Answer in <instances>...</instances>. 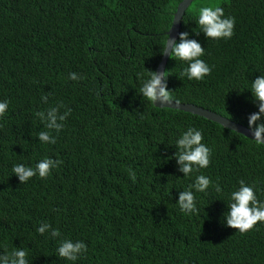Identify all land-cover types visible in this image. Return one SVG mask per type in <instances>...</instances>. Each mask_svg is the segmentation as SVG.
<instances>
[{
	"label": "trees",
	"instance_id": "trees-1",
	"mask_svg": "<svg viewBox=\"0 0 264 264\" xmlns=\"http://www.w3.org/2000/svg\"><path fill=\"white\" fill-rule=\"evenodd\" d=\"M181 1L0 0V102L8 101L0 117V264H10L14 249L27 251L28 264H264V222L241 233L226 215L241 179L264 201V144L158 108L139 91L138 73L157 71ZM208 5L235 18L230 39L200 30L199 8ZM182 32L205 48L200 58L212 71L203 80L181 77L188 65L170 54L163 83L171 100L255 132L264 123L262 114L249 124L260 104L251 84L264 76V0H194ZM52 109L59 130L47 127ZM189 127L212 151L207 168L185 176L176 141ZM46 157L62 161L46 179L24 183L12 171ZM199 174L212 185L192 189L198 213L181 212L180 194ZM65 239L83 241L87 252L60 257Z\"/></svg>",
	"mask_w": 264,
	"mask_h": 264
},
{
	"label": "clouds",
	"instance_id": "clouds-1",
	"mask_svg": "<svg viewBox=\"0 0 264 264\" xmlns=\"http://www.w3.org/2000/svg\"><path fill=\"white\" fill-rule=\"evenodd\" d=\"M196 5H193V9ZM197 23L200 30H202L208 38L211 39H230L234 35L235 18H224V9L217 5L201 6L199 8V14ZM188 33L182 32L180 34L181 42L172 45L171 56L177 60L187 63L180 73L181 77L186 76L189 80H203L205 76L211 74V67L200 57L205 54V48L201 46L196 40L187 39ZM170 37L166 38V43L161 50L166 52L168 48ZM142 77V86L139 91L143 94L151 103L161 104L169 103L171 100L170 91L167 88V84L162 83L161 76L157 72H142L138 73ZM164 77H167V72L164 73ZM71 78L76 79V74L71 73ZM251 90L255 98L260 101L259 112L251 115L249 124L254 125L261 119L264 114V76L255 79L251 84ZM8 108V101L0 102V117H3ZM42 115V113H41ZM57 110L52 109L48 114L49 123L48 128H56L59 130L62 125L57 124ZM60 120H64V116H59ZM225 127V123L221 122ZM233 131H236L233 128ZM264 134V123L259 124L255 129V142L257 144H264V140L261 139ZM40 140L44 142L49 141V134L46 132L39 133ZM204 137L200 130L194 127H189L187 131L183 132L181 138L176 143L180 149L175 155L178 156V163L181 165L180 170L185 176H191L194 172H199L202 168H207L211 163V149L206 146L202 141ZM51 144L56 143V139H52ZM62 163L61 160H53L51 158H45L39 161L35 167H26L24 164H16L13 166V173L19 176L21 182L26 183L33 176L39 175L40 178L46 179L51 169L58 167ZM129 175L133 181L136 180V174L129 170ZM212 185V181L209 177L199 174L195 177L192 184L188 186V190L181 192L178 205L181 212L193 213L197 212L195 195L192 189L196 192H206ZM255 185L247 184L243 179L239 180V189L232 191L230 194V211L227 215V224L235 229H238L241 233H246L253 229L257 222H264V201L257 198L254 191ZM216 192H222L223 189L217 183L214 187ZM50 224H43L37 229L39 233H44ZM53 236L60 235L59 228H56ZM87 252V245L83 241H75L71 239H65L61 242L58 248V254L60 257L67 260L76 261L79 258L80 253ZM10 264H28L26 260L27 251L21 249H14L11 252ZM4 264H9L8 259L4 258Z\"/></svg>",
	"mask_w": 264,
	"mask_h": 264
},
{
	"label": "water",
	"instance_id": "water-1",
	"mask_svg": "<svg viewBox=\"0 0 264 264\" xmlns=\"http://www.w3.org/2000/svg\"><path fill=\"white\" fill-rule=\"evenodd\" d=\"M194 0H182L178 6L177 9L174 13V17H173V21H172V25L170 27V29L167 32V35L170 37L169 39V43H168V48L167 51L163 53V56L161 58L160 63L158 64L157 67V73L161 76L162 79V83L164 82V71H165V67L168 61V58L172 52V45L176 43V41L178 40L179 34H180V27H181V22H182V18L186 12V10L189 8V6L192 4ZM154 105L158 108H171V109H176V110H180V111H184V112H188L197 116H201L203 118H206L208 120H211L213 122H216L220 125L223 126V123H225L226 125H228L225 128H228L230 130H233V128L236 130V132L255 139V132L250 130L249 128L234 122L220 114H217L213 111H210L209 109L203 108V107H199L196 106L194 104L191 103H179L173 100H170L169 103L166 104H161L159 101ZM224 127V126H223ZM262 140H264V135H262L261 137Z\"/></svg>",
	"mask_w": 264,
	"mask_h": 264
}]
</instances>
